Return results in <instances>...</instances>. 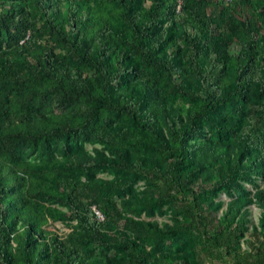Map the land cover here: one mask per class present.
Masks as SVG:
<instances>
[{"label": "trees", "instance_id": "trees-1", "mask_svg": "<svg viewBox=\"0 0 264 264\" xmlns=\"http://www.w3.org/2000/svg\"><path fill=\"white\" fill-rule=\"evenodd\" d=\"M201 256L264 264V0H0V264Z\"/></svg>", "mask_w": 264, "mask_h": 264}, {"label": "rangeland", "instance_id": "rangeland-1", "mask_svg": "<svg viewBox=\"0 0 264 264\" xmlns=\"http://www.w3.org/2000/svg\"><path fill=\"white\" fill-rule=\"evenodd\" d=\"M86 147L88 149H90L91 146L89 144H87ZM221 197L222 198H226L224 195H221ZM250 210H251V214H250L251 221L253 223H255V222H257V217H258V214H259V209L257 208V206L251 205L250 206ZM156 217L159 220L163 219L162 217H158V216H156ZM53 224H54L55 228H57V230H58L59 233H65V232H67L69 230V228L65 224H63V223H61L59 221L54 222ZM199 259L201 260V264H221V263H219L217 261L211 262V261H209V259H207L204 256L199 257Z\"/></svg>", "mask_w": 264, "mask_h": 264}, {"label": "built area", "instance_id": "built-area-1", "mask_svg": "<svg viewBox=\"0 0 264 264\" xmlns=\"http://www.w3.org/2000/svg\"><path fill=\"white\" fill-rule=\"evenodd\" d=\"M225 1H231V0H225ZM94 212L97 216L98 219H103L102 214L100 213V211H98L94 206H93Z\"/></svg>", "mask_w": 264, "mask_h": 264}]
</instances>
